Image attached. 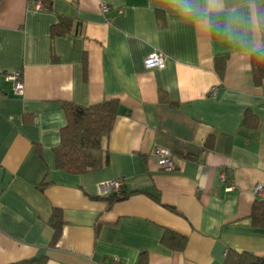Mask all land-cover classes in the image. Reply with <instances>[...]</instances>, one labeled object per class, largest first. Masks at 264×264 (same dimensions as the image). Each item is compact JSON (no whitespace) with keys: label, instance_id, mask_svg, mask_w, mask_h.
I'll return each mask as SVG.
<instances>
[{"label":"crops","instance_id":"0c3cea01","mask_svg":"<svg viewBox=\"0 0 264 264\" xmlns=\"http://www.w3.org/2000/svg\"><path fill=\"white\" fill-rule=\"evenodd\" d=\"M33 1L0 0V264L43 256V264H139L143 255L146 264H223L227 248L264 255V227L249 218L255 199L264 202V78L253 81V52L170 0H43L51 10ZM61 16L70 29L51 36ZM153 50L162 69L143 66ZM12 71L21 95L4 77ZM111 99L118 109L101 142L105 164L56 169L64 103ZM159 148L173 171L160 170ZM114 179L129 195L109 203L102 183ZM53 207L63 225L50 246ZM164 230L186 238L182 251L161 243Z\"/></svg>","mask_w":264,"mask_h":264},{"label":"trees","instance_id":"16d2710c","mask_svg":"<svg viewBox=\"0 0 264 264\" xmlns=\"http://www.w3.org/2000/svg\"><path fill=\"white\" fill-rule=\"evenodd\" d=\"M239 3V0H225V7ZM42 9L51 10L42 0ZM255 9L264 16V0H254ZM32 7V4H31ZM70 29L68 18L61 16L59 23L51 27V36L66 34ZM261 40L264 43V26L260 30ZM252 75L255 84L264 78V52H253L251 55ZM223 59L216 63V70L220 77L223 74ZM118 102L116 99L105 100L92 106H80L73 103H64L63 113L65 124L60 128L59 144L53 148L55 168L70 174H82L100 169L106 160V151L102 149V139L106 137L113 126L117 114ZM129 193L121 186L117 191L109 192L105 198L109 203L125 199ZM251 225L264 227V202L256 198L252 203L249 215ZM53 233L50 246H55L61 236L63 225L62 212L53 207L48 220ZM161 243L166 247L182 251L186 238L170 230H164ZM45 257L33 260L18 261L13 264H43ZM139 264H146L144 255ZM223 264H264V255H255L250 251L227 248Z\"/></svg>","mask_w":264,"mask_h":264},{"label":"clouds","instance_id":"9594fccd","mask_svg":"<svg viewBox=\"0 0 264 264\" xmlns=\"http://www.w3.org/2000/svg\"><path fill=\"white\" fill-rule=\"evenodd\" d=\"M181 16L205 30L215 27L228 42L249 52H264V43L257 44L264 16L254 9V0H239L225 7V0H170Z\"/></svg>","mask_w":264,"mask_h":264},{"label":"built area","instance_id":"2783aa9c","mask_svg":"<svg viewBox=\"0 0 264 264\" xmlns=\"http://www.w3.org/2000/svg\"><path fill=\"white\" fill-rule=\"evenodd\" d=\"M32 8L35 10L42 9V4L40 0H35L32 3ZM100 10L102 13H106L109 11V7L105 4L101 5ZM117 13H121V9L117 10ZM165 65V58L162 52L153 50L151 51L143 60V66L146 69H162ZM6 80L12 82V90L15 95H21L23 91V83L21 80V73L19 71H12L6 73L4 75ZM216 93V88L212 87L209 90V96L214 97ZM153 156L155 157L157 164L161 171L171 172L175 169V163L172 158L171 153L164 148L155 149L153 151ZM221 182L226 181L224 175L220 177ZM123 185V181L119 179L110 180L102 183V188L104 193H108L111 191H117ZM232 186L231 184L228 186V189ZM262 192L261 185H255L254 193L256 196H260ZM1 193V190H0ZM120 261L117 257H112L107 261H91L88 264H119Z\"/></svg>","mask_w":264,"mask_h":264}]
</instances>
